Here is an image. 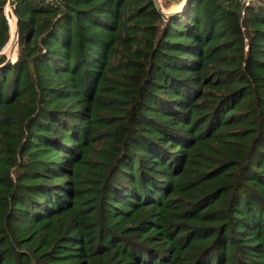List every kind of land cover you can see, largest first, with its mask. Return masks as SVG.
Returning a JSON list of instances; mask_svg holds the SVG:
<instances>
[{
	"label": "trees",
	"instance_id": "trees-1",
	"mask_svg": "<svg viewBox=\"0 0 264 264\" xmlns=\"http://www.w3.org/2000/svg\"><path fill=\"white\" fill-rule=\"evenodd\" d=\"M0 0V264H264V0Z\"/></svg>",
	"mask_w": 264,
	"mask_h": 264
},
{
	"label": "rangeland",
	"instance_id": "rangeland-1",
	"mask_svg": "<svg viewBox=\"0 0 264 264\" xmlns=\"http://www.w3.org/2000/svg\"><path fill=\"white\" fill-rule=\"evenodd\" d=\"M157 1L160 2L163 10H167V9H171V8L178 9V8H180V6L182 4V0H157ZM7 11H9V13L11 11V8L9 6H7ZM10 16L12 18V20H11L12 24L13 23L16 24L13 14H10ZM15 30H16V28H15ZM13 35H14V39H15L16 31H14ZM13 49H14V54H15L16 53V45L13 47ZM13 49H12V46H9L6 48V52H8V53L13 52ZM1 52H3V49ZM3 53L6 55L5 51Z\"/></svg>",
	"mask_w": 264,
	"mask_h": 264
},
{
	"label": "water",
	"instance_id": "water-1",
	"mask_svg": "<svg viewBox=\"0 0 264 264\" xmlns=\"http://www.w3.org/2000/svg\"><path fill=\"white\" fill-rule=\"evenodd\" d=\"M8 2H9V4H10V6H11V12H12V14H14L15 17H16V49H17V39H18L17 19H18V17H17L16 11H15V7H14V4H15L14 0H8ZM185 3H186V0H182V4H181L180 8H178V9H181ZM156 4H157V6H158L159 8H161V10H162L163 12H165L166 14H169V13H171L172 11L178 10V9H174V8L167 9V10H163L162 7H161L160 2L157 1V0H156ZM1 51H2V50H1ZM6 57H7V59L5 60V62H4L3 64H4V65H9L10 63H12V62L15 60V58H16V53H15V57H14V58L11 57V56H8V55H6Z\"/></svg>",
	"mask_w": 264,
	"mask_h": 264
},
{
	"label": "built area",
	"instance_id": "built-area-1",
	"mask_svg": "<svg viewBox=\"0 0 264 264\" xmlns=\"http://www.w3.org/2000/svg\"><path fill=\"white\" fill-rule=\"evenodd\" d=\"M241 2L243 3V5H250L254 2V0H241ZM7 6H9L11 8L8 0L6 1V4H5V11H6L8 22H9V16H10V14H12V12L10 11V13H9V11H7Z\"/></svg>",
	"mask_w": 264,
	"mask_h": 264
},
{
	"label": "bare ground",
	"instance_id": "bare-ground-1",
	"mask_svg": "<svg viewBox=\"0 0 264 264\" xmlns=\"http://www.w3.org/2000/svg\"><path fill=\"white\" fill-rule=\"evenodd\" d=\"M13 16H14V20H15V22H16V17H15V15L13 14ZM16 25V24H15ZM7 45V44H6ZM6 45H5V47H6ZM16 45V37H15V39H14V43L12 44V49H13V47ZM5 47L3 48V52H4V49H5ZM6 55H8V56H11V57H15V54H14V49H13V52H6Z\"/></svg>",
	"mask_w": 264,
	"mask_h": 264
}]
</instances>
